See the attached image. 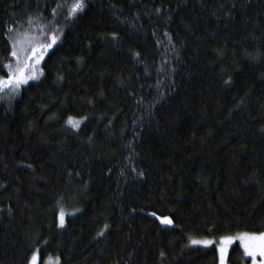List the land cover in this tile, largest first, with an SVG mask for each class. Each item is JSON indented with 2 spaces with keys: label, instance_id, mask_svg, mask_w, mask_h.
I'll return each instance as SVG.
<instances>
[{
  "label": "trees",
  "instance_id": "1",
  "mask_svg": "<svg viewBox=\"0 0 264 264\" xmlns=\"http://www.w3.org/2000/svg\"><path fill=\"white\" fill-rule=\"evenodd\" d=\"M76 2L0 0V79L38 77L0 90V264H219L191 240L264 231V0Z\"/></svg>",
  "mask_w": 264,
  "mask_h": 264
},
{
  "label": "snow or ice",
  "instance_id": "2",
  "mask_svg": "<svg viewBox=\"0 0 264 264\" xmlns=\"http://www.w3.org/2000/svg\"><path fill=\"white\" fill-rule=\"evenodd\" d=\"M84 7H85L84 0H77L73 8V13L75 14L76 12H82L84 10ZM51 39H52L51 44L42 45L41 47H44V48L52 47V44H55L57 37L53 35ZM13 47L15 49V45ZM33 52L35 53V49H33ZM12 55L13 56L17 55L15 50L12 52ZM36 62L39 63V58H37ZM19 73L20 74L18 76H15V77L10 76L8 80L0 79V90H2L5 87H12L13 90L15 91L19 88L20 85L27 84L29 79L38 78L34 76H24L22 69L19 70ZM69 122L72 123L74 127H77V128L79 127V123H80L79 121H75V120H72V118H70ZM153 215H155V213H153ZM63 223H64V213L61 212L60 226H63ZM161 223L166 224V225H171L173 221L169 217H163L161 218ZM240 239L250 242V243H245V250L247 254L255 255L257 252H259L260 255L264 256V233H260L259 235L245 233L240 237ZM227 242L230 243L231 242L230 239ZM212 243L213 242L211 240H197V239L191 240V244L193 245L201 244V245H204L205 247L211 245ZM220 251L223 254L224 249L221 248ZM221 258L223 259V255ZM38 260H39L38 253L34 252L31 255L30 264H38Z\"/></svg>",
  "mask_w": 264,
  "mask_h": 264
},
{
  "label": "rangeland",
  "instance_id": "3",
  "mask_svg": "<svg viewBox=\"0 0 264 264\" xmlns=\"http://www.w3.org/2000/svg\"><path fill=\"white\" fill-rule=\"evenodd\" d=\"M161 218H163V217H161ZM64 223H65V216H64ZM245 233L259 235L260 233H264V231L260 232V233L242 232V233H238V234H235V235H227V236H224V237H220L218 239H213V238L209 239L208 238V239H197V240H211L213 242L209 246H216L218 248V251H219V264H228L229 249H230V246L233 243H235V242H239L241 244V246L243 247L246 255L251 258L250 264H264V256L260 255L259 252H257L255 255L247 254V252L245 250V243H250V242H247L245 240L240 239V237L243 234H245ZM229 239L231 241L230 243L227 242ZM222 241H223V243H222ZM197 245L204 246V245H201V244H197ZM221 248L224 249L223 254L220 251ZM222 255H223V259L221 258ZM38 264H40V257H39V260H38ZM45 264H58V261L55 258H49V259L46 260Z\"/></svg>",
  "mask_w": 264,
  "mask_h": 264
}]
</instances>
